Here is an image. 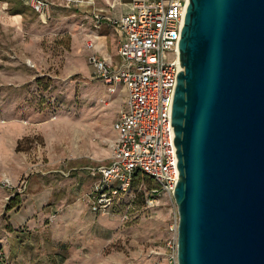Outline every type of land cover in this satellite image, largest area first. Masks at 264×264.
Returning <instances> with one entry per match:
<instances>
[{
    "label": "rangeland",
    "instance_id": "rangeland-1",
    "mask_svg": "<svg viewBox=\"0 0 264 264\" xmlns=\"http://www.w3.org/2000/svg\"><path fill=\"white\" fill-rule=\"evenodd\" d=\"M49 1L42 23L23 0H0L22 17L20 27L0 24V264H176L160 248L177 206L161 194L147 207L153 183L135 181L113 212L89 210L85 168L109 161L123 104L86 56L91 11L108 0ZM16 193L19 205L6 211Z\"/></svg>",
    "mask_w": 264,
    "mask_h": 264
},
{
    "label": "water",
    "instance_id": "water-1",
    "mask_svg": "<svg viewBox=\"0 0 264 264\" xmlns=\"http://www.w3.org/2000/svg\"><path fill=\"white\" fill-rule=\"evenodd\" d=\"M171 102L177 264H264V0H187Z\"/></svg>",
    "mask_w": 264,
    "mask_h": 264
},
{
    "label": "built area",
    "instance_id": "built-area-1",
    "mask_svg": "<svg viewBox=\"0 0 264 264\" xmlns=\"http://www.w3.org/2000/svg\"><path fill=\"white\" fill-rule=\"evenodd\" d=\"M131 11L118 20L94 12L95 27L106 20L119 33L117 64L92 53L87 61L110 93L122 85L125 107L112 123L115 137L106 164L86 167L93 182L87 193L89 210L95 214L113 212L115 200L129 196L138 174L150 178L145 204L153 207L161 194L173 198L178 176L170 115L179 63L178 39L187 0H130ZM42 23L50 19L49 0H24ZM93 48V40L86 41ZM144 183H142L143 185ZM174 199V198H173ZM177 225L160 248L176 262Z\"/></svg>",
    "mask_w": 264,
    "mask_h": 264
},
{
    "label": "crops",
    "instance_id": "crops-1",
    "mask_svg": "<svg viewBox=\"0 0 264 264\" xmlns=\"http://www.w3.org/2000/svg\"><path fill=\"white\" fill-rule=\"evenodd\" d=\"M24 3L26 6H28L26 4V2H24ZM87 4L88 5L92 4V0L88 1ZM107 4L108 5L106 8L93 9V11H91V20L94 21V18H93L94 12H101L113 20H118L122 16H124L125 14H127L131 11V1L130 0H108ZM103 22H102L103 24L102 23L99 24L98 27H95L94 26L95 23H93L95 30H92V34L88 35V39H87V40H89V38H90L93 40V48H87L86 42H85L86 56L94 53L98 57H100L101 59H104L108 63H111L114 65V64H117L119 61L117 49H118V44H119V39H120V33L117 29L118 34H119L118 35L119 39H118V43H116L114 39H111L109 37L108 33L104 32L107 30L106 25H108L110 23L107 22L106 20H103ZM21 23H22L21 15L20 14L12 15V14L7 13L5 11V3L0 2V24H2L3 26L16 28V27H20ZM104 86H106V85H104ZM117 91H119L123 95V104H122V109H123L125 107V103H126V92H125V89L122 85H118L115 92H117ZM112 130H113V128H112ZM113 132H114V130H113ZM114 137H115V132H114ZM99 165H101V164H99ZM85 172H86L85 174L91 179V184H90V187H91L93 179H92V177L89 176L87 171H85ZM90 187H89V189H90ZM87 201H88V199H87Z\"/></svg>",
    "mask_w": 264,
    "mask_h": 264
},
{
    "label": "trees",
    "instance_id": "trees-1",
    "mask_svg": "<svg viewBox=\"0 0 264 264\" xmlns=\"http://www.w3.org/2000/svg\"><path fill=\"white\" fill-rule=\"evenodd\" d=\"M23 2H24V1H23ZM28 8H30V7H28ZM31 10H32V9H31ZM32 11H33V10H32ZM33 12H34V11H33ZM9 14H12V15H14V14H21V11L17 10L16 8H11V9H9ZM18 146H19V143H18ZM18 146H17V148H18ZM140 180H141L142 183H147V182L150 183V184L153 183V181H152L150 178L138 174V175L136 176L135 181H140ZM152 186H154V183H153ZM146 187L149 188V187H151V186H146ZM146 190H147V189H146ZM141 194H145V192H144V191H141L140 196L142 197ZM145 199H146V197H144V200H145ZM17 205H19V197H18V195H17V193H16L15 197L9 200V202H8V204H7V207H6L5 209H6V211H8V210H11L13 207H15V206H17Z\"/></svg>",
    "mask_w": 264,
    "mask_h": 264
},
{
    "label": "bare ground",
    "instance_id": "bare-ground-1",
    "mask_svg": "<svg viewBox=\"0 0 264 264\" xmlns=\"http://www.w3.org/2000/svg\"><path fill=\"white\" fill-rule=\"evenodd\" d=\"M2 16V15H1ZM5 18V17H4ZM3 20V19H2ZM8 21V20H7ZM18 23V22H17Z\"/></svg>",
    "mask_w": 264,
    "mask_h": 264
}]
</instances>
